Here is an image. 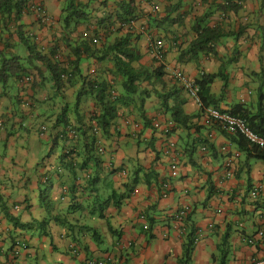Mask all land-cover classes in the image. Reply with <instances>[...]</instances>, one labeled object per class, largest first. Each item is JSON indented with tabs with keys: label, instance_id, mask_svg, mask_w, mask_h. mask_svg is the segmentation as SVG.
<instances>
[{
	"label": "crops",
	"instance_id": "1",
	"mask_svg": "<svg viewBox=\"0 0 264 264\" xmlns=\"http://www.w3.org/2000/svg\"><path fill=\"white\" fill-rule=\"evenodd\" d=\"M68 1L33 0L17 24L0 16V68L18 57L25 69L22 79L0 83V264L264 260V163L204 117L171 75L179 70L197 85L211 77L204 101L221 112L263 113L264 0H72L87 17L67 28ZM121 3L135 9L124 27ZM39 5L47 21L39 18ZM104 20L109 27L100 25ZM205 28L216 40L202 52L196 41ZM127 36L135 57L127 87L111 56L80 51L70 84L56 89L22 41L46 57L53 50L52 62L64 68L82 42L99 51ZM158 39L164 67L149 51ZM86 79L109 86L117 116L107 134L93 119L101 110ZM174 110L187 118L185 126L172 117ZM171 141L177 156L165 153ZM235 152L239 157L232 159ZM173 160L176 178L169 175ZM184 206L191 212L174 227L173 216ZM19 241L26 249L13 257Z\"/></svg>",
	"mask_w": 264,
	"mask_h": 264
},
{
	"label": "trees",
	"instance_id": "2",
	"mask_svg": "<svg viewBox=\"0 0 264 264\" xmlns=\"http://www.w3.org/2000/svg\"><path fill=\"white\" fill-rule=\"evenodd\" d=\"M33 0H0V16L5 19L6 23H14L17 24L21 21L22 17L29 12L32 6ZM227 5H233L234 3L230 0L226 2ZM41 5H39L40 7ZM121 11H123L122 16H118V19L121 20L119 24L124 27L127 24L132 22V18H134L133 13L135 11L134 7H132L129 3L120 4ZM85 7L80 4L73 3L72 0L68 1L67 7L65 8V12L67 16L64 18V23L67 28L70 26V23L73 22V25L78 24L81 21H84L87 17V13H85ZM105 20L101 22L100 25H104ZM109 27L108 24L104 25ZM102 26V28H104ZM215 31L211 29H202L198 34L196 46L199 47L200 51H207L206 45L213 43L216 40L214 36ZM129 37L117 39L112 47L105 48L103 50H92V48L86 43L82 42L78 47L73 49V55L75 60L73 62L69 61L67 67L61 68L58 63H53L52 61L55 58V52L50 51L49 57L46 55H42L41 53L35 52L33 45H30L27 39L22 38L24 46L27 48L29 52V56L34 58L36 61L42 62L46 69L50 72L51 80L55 83L56 89H60L63 83L70 84L71 78L74 76L73 74L77 72V65L81 61L79 57V52L82 51L84 54L89 53H98L101 54V59H105L108 56L112 57L113 63L115 65L116 72L123 77L126 78L125 86L132 85L133 80L132 77L134 75L133 69L130 67V63L134 61L135 57L133 53L126 48ZM122 58H125L127 61H122ZM56 60V58H55ZM25 73V69L21 63V60L18 57H11L9 59L3 60L0 68V83L5 84L9 79H22ZM211 77H205L202 82L198 84L199 86V97L203 103L204 101V91L206 90L207 85L210 83ZM86 86H88L89 91L93 92L96 90V95H93V99L96 104L100 106L101 113L94 117V121L96 126L103 134H107L108 129L112 123V121L117 116V111L114 106V101H110L108 98V90L109 86H100L96 83V81H91L89 79L85 80ZM95 89V90H94ZM80 97V95H78ZM79 97L78 101H79ZM206 104V103H205ZM208 106V104H206ZM228 113L233 117H238L246 121L249 128L257 135L264 136V111L263 113H258L255 116L249 115L242 109L239 110H231ZM175 121L182 126L186 125L187 118L181 117L179 115L178 110H174L172 114ZM234 140L241 147L243 152L247 154H253L254 158L264 163V150H259L255 147L248 145L243 139L234 137ZM91 145L95 143V140L92 138L90 140ZM93 151V149L91 150ZM224 264V261H221Z\"/></svg>",
	"mask_w": 264,
	"mask_h": 264
},
{
	"label": "built area",
	"instance_id": "3",
	"mask_svg": "<svg viewBox=\"0 0 264 264\" xmlns=\"http://www.w3.org/2000/svg\"><path fill=\"white\" fill-rule=\"evenodd\" d=\"M241 0H239L240 2ZM157 11V7H153V12ZM36 12L39 15V18H41L44 21L48 20L47 13L42 7L37 6ZM1 48V46H0ZM149 51L152 56V58L161 66H166V62L164 61L165 58V46L163 44V41L158 39L155 41H152L149 46ZM171 75L173 79L182 87V89L192 98V100L200 107L202 114L204 117H206L212 124H216L220 131L224 133L225 135L229 137H238L243 139L248 145L255 147L259 150H264V136H259L255 134L247 125L246 121L238 118L233 117L229 115L228 113L221 112L220 110L211 107V106H205L203 105L200 97H199V86L196 84L194 80L189 78L187 75L182 73L179 70L172 69ZM31 79L29 77L25 78V81L29 82ZM95 130V129H94ZM165 134H169L170 130L165 129ZM215 138V137H214ZM213 138V140H214ZM206 148H201L202 151H204ZM98 152L102 154L103 149L99 148ZM222 152H228L227 147L222 148ZM165 153L178 155L176 143L174 141H171L167 145V149L165 150ZM239 157V153L235 152L232 156V159H237ZM231 159V160H232ZM231 160L227 161L225 164L226 168H229L226 172L227 177H231ZM169 175L171 178L178 177V164L175 160L170 162L169 164ZM256 195V192L254 191L252 193V196L254 197ZM191 212V208L189 206H184L180 208L177 212H175L173 216V225L174 227H181L182 224L185 222V220L188 218L189 214ZM143 229L146 231L148 230V226L144 225ZM182 230V229H181ZM259 236H262L263 233L259 232ZM26 249L25 243L19 241L14 243L13 249L11 251V254L13 257H18L21 250ZM84 264H110L108 259H91L85 262ZM252 264H264V260L262 261H256Z\"/></svg>",
	"mask_w": 264,
	"mask_h": 264
}]
</instances>
